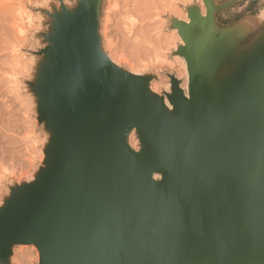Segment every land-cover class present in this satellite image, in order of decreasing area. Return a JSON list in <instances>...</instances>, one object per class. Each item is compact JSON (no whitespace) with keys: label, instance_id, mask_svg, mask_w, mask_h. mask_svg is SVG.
I'll list each match as a JSON object with an SVG mask.
<instances>
[{"label":"water","instance_id":"water-1","mask_svg":"<svg viewBox=\"0 0 264 264\" xmlns=\"http://www.w3.org/2000/svg\"><path fill=\"white\" fill-rule=\"evenodd\" d=\"M78 1L46 13L29 88L48 139L0 206V264L16 246L38 264H264V34L219 27L229 3L188 8L171 21L187 97L172 75L159 96L102 51L101 0Z\"/></svg>","mask_w":264,"mask_h":264},{"label":"rangeland","instance_id":"rangeland-1","mask_svg":"<svg viewBox=\"0 0 264 264\" xmlns=\"http://www.w3.org/2000/svg\"><path fill=\"white\" fill-rule=\"evenodd\" d=\"M213 1L216 6L226 2ZM62 2L72 4L73 0ZM59 4V0H0V206L9 188L31 182L42 165L48 134L37 121L29 84L34 79L32 61L46 46L42 38L48 30L46 13L58 10ZM262 6L264 0H241L216 12V24L231 25L244 16L255 15ZM190 7L205 14L202 0H101V49L121 69L153 76L150 88L159 96L169 93L170 75L186 88V65L175 54L181 41L171 21L188 22L186 10ZM261 34L264 23L242 45ZM32 250L31 246L14 247L10 264H36L38 252Z\"/></svg>","mask_w":264,"mask_h":264},{"label":"bare ground","instance_id":"bare-ground-1","mask_svg":"<svg viewBox=\"0 0 264 264\" xmlns=\"http://www.w3.org/2000/svg\"><path fill=\"white\" fill-rule=\"evenodd\" d=\"M79 1L78 0H73V2H72V4H67V3H64L63 2V6H60V4L58 5V10L59 9H66V10H72L75 6H77V3H78ZM188 15V14H187ZM186 15V19H187V21L189 22V20H188V16ZM263 16H264V13L259 17V19L258 20H260L261 18H263ZM48 18V16L46 15L45 16V18ZM182 22H185V21H183V20H181ZM177 22V21H176ZM188 22H185V23H188ZM256 24H257V20H255V21H253V22H243L242 24H240L239 26H237L235 29L236 30H240V35H242V34H244L245 32H247L248 30H251V29H253L254 27H256ZM174 26H175V31H176V34H177V36L179 37V35H178V33H180L181 34V30H180V25L178 24V23H174ZM178 26V27H177ZM238 37V35L236 34V33H229V34H223V38H222V40L223 41H226L227 42V44H228V47H229V45L232 43V42H234L235 41V39ZM179 39H180V41H181V44L180 45H183V42H182V40H181V38L179 37ZM110 56H108V58H109ZM111 58V57H110ZM109 58V59H110ZM38 61H39V58H36V59H34L33 61H32V67H34L33 69H34V71H36V67L38 66ZM111 62H112V59L110 60ZM115 61V60H114ZM113 61V62H114ZM137 61V60H136ZM112 62V63H113ZM115 63V62H114ZM116 65V64H115ZM184 67H185V65H184ZM180 88L183 90V92H184V94L186 95V97H187V93H186V88L184 87H181L180 86ZM151 89V88H150ZM151 90H154V89H151ZM165 106H166V108L168 109V111H171V106L170 105H168V103L165 101ZM43 161V160H42ZM154 179H157V177L155 178L154 177ZM17 247H20V246H17ZM22 247V246H21ZM32 247V249L33 250H36V248L34 247V246H31ZM23 248H24V246H23ZM33 250H32V252H33ZM27 252V251H26ZM31 252V251H30ZM37 252V251H36ZM37 255V258H39L38 257V253H36ZM35 255V254H34ZM14 256V255H13ZM13 256L11 257V260H12V258H13ZM26 256V255H25ZM24 258V257H23ZM36 258V259H37ZM24 259H26V258H24ZM38 260V259H37ZM25 263V262H24Z\"/></svg>","mask_w":264,"mask_h":264},{"label":"crops","instance_id":"crops-1","mask_svg":"<svg viewBox=\"0 0 264 264\" xmlns=\"http://www.w3.org/2000/svg\"><path fill=\"white\" fill-rule=\"evenodd\" d=\"M240 1H241V0H226V2H225L224 4H226V3H229V4H228V7L225 8V9H228V8H230V7H233L235 4H238ZM247 3H248V2L246 1L244 5H247ZM244 5L242 6V8L245 7ZM225 9H223V10H225ZM263 13H264V6L260 7V8L258 9V11L255 13V15L244 16L243 18H241V19L239 20V21H241V22H245V21H246V22H253V21L257 20L256 27H254L253 29H251V30L248 31L247 37L250 36V35H252V34H254V33H256L258 30H260L261 26H262L263 23H264V16H263V18H261L260 20H258V19H259V17H260Z\"/></svg>","mask_w":264,"mask_h":264},{"label":"built area","instance_id":"built-area-1","mask_svg":"<svg viewBox=\"0 0 264 264\" xmlns=\"http://www.w3.org/2000/svg\"><path fill=\"white\" fill-rule=\"evenodd\" d=\"M125 141L128 148L133 152H138L140 150V141L138 134L135 129H130L125 135ZM38 264V261L36 262Z\"/></svg>","mask_w":264,"mask_h":264}]
</instances>
